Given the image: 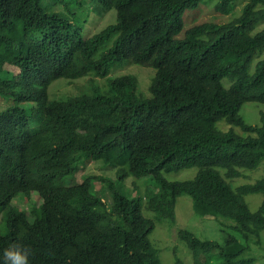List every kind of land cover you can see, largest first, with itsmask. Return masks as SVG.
I'll use <instances>...</instances> for the list:
<instances>
[{
	"label": "trees",
	"instance_id": "obj_1",
	"mask_svg": "<svg viewBox=\"0 0 264 264\" xmlns=\"http://www.w3.org/2000/svg\"><path fill=\"white\" fill-rule=\"evenodd\" d=\"M89 1L104 13L115 8V22L84 33L71 15ZM203 1L0 0V102H11L0 107V247L25 245L30 264H160L149 239L156 223L143 209L173 222L185 193L198 215L233 222L222 224L230 229L222 242L179 228L194 259L207 252L219 264L255 263L245 253L262 243L264 198L251 210L245 197L264 193V176L232 180L264 159V123L241 114L245 102L264 103V0H246L230 21L185 29V12ZM237 1L213 7L229 13ZM126 62L155 70L149 97L133 73L109 77L106 91L49 95L55 79L108 77ZM83 159L104 160L120 177L150 175L159 187L127 195L110 184L106 200L94 189L102 176L66 182ZM190 167H198L193 178L164 176ZM33 192L42 202L31 221L13 200Z\"/></svg>",
	"mask_w": 264,
	"mask_h": 264
},
{
	"label": "rangeland",
	"instance_id": "obj_2",
	"mask_svg": "<svg viewBox=\"0 0 264 264\" xmlns=\"http://www.w3.org/2000/svg\"><path fill=\"white\" fill-rule=\"evenodd\" d=\"M217 1L218 0H205L201 2L198 8L187 10L184 15V28L187 29L188 27L204 21H215L219 23H223L228 20L230 21L240 15L243 6L246 3V0H238L234 9H232L229 13H219L216 12L213 7ZM101 12L102 11L98 9V6L96 7L92 1H89L86 4V8H83L78 11L77 14L71 16L73 20L82 26L84 33L86 32L88 34H92L116 20L115 8L109 9V11L105 13L102 12V15L100 14ZM263 26L264 22L259 25V28ZM181 36H183V34ZM262 56L264 57V52ZM257 60L258 59L255 58L252 63V70ZM126 63L127 64L124 65L116 63V65L121 66L113 65L108 77L106 76L101 78L90 73L74 79H55L49 85V95L51 98H65L69 95L78 94L83 90L87 91V89L91 88L93 85L100 86L102 91H106L108 89L109 77L123 73H133L139 78L138 93L142 97H149L151 93L148 92V87L151 82L150 78L152 75L154 76L155 70L152 67H145L139 63ZM226 81L227 79H224L225 83ZM10 103V101L3 100V103L0 102V107L2 104H4V107H7ZM24 106L29 108L31 103H25ZM241 114L249 123H264V103L254 101L245 102L241 108ZM223 123L225 122H219L218 126L222 128ZM79 165V171L74 175L68 176L66 182L71 183L75 181H82L89 174L102 176L103 180H95L94 189L101 194H105L106 196L104 197L106 200H110V184H113L115 188L127 195L140 194L148 196L157 191V188L159 187L157 181L150 175L140 178H135L132 175L120 177L122 176V172H117L115 167L101 159L86 161L83 159L80 161ZM127 167L128 164L122 165L123 170ZM197 170L198 167H190L176 172H164V176L170 180L188 179L193 178L197 173ZM242 173L243 174L240 178L232 180V184L234 186L241 183L253 182L257 178L264 176V159L254 170H243ZM263 198V192L249 193L245 197L251 210H256ZM40 202H42V200H40L37 192H33L29 198L23 193H19L14 198L13 205L18 206L19 209L26 210L29 220L32 221L35 216L33 209L36 208ZM143 213L155 220L156 226L150 233L149 239L158 250L160 264H177L178 258L184 264H219V259H216L215 257H212L211 260L207 261L206 256H214L212 254H208L207 252L203 253L202 257L196 261L186 242L178 237V229L185 227L191 230L199 238H208L222 242L225 238L226 232L230 230L227 227H225L226 231L222 230V224H232V220L198 215L194 211L192 197L185 193L179 195L177 198L176 220L173 222H171L168 218L158 220L155 217L154 212L146 209H143ZM2 227L3 226L0 223V232L4 231ZM261 238V244L250 242L251 248L245 253V256L251 254L256 257L254 264H264V230L262 231Z\"/></svg>",
	"mask_w": 264,
	"mask_h": 264
},
{
	"label": "clouds",
	"instance_id": "obj_3",
	"mask_svg": "<svg viewBox=\"0 0 264 264\" xmlns=\"http://www.w3.org/2000/svg\"><path fill=\"white\" fill-rule=\"evenodd\" d=\"M30 256V250L16 241L0 247V264H30Z\"/></svg>",
	"mask_w": 264,
	"mask_h": 264
}]
</instances>
